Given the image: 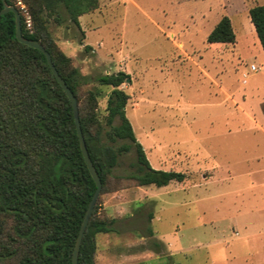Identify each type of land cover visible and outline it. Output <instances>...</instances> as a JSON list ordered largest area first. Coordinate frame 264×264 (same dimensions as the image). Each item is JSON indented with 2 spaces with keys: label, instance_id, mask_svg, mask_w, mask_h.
<instances>
[{
  "label": "rangeland",
  "instance_id": "1",
  "mask_svg": "<svg viewBox=\"0 0 264 264\" xmlns=\"http://www.w3.org/2000/svg\"><path fill=\"white\" fill-rule=\"evenodd\" d=\"M257 3L264 0H100L81 28L51 25L82 74L131 75L122 84L126 115L151 164L186 174L161 187L121 180L101 194L105 217L153 209L154 237L116 235L128 254L145 247L148 264H264V130L253 120L262 121L264 49L249 16ZM224 15L236 41L210 43ZM102 88L104 116L111 88ZM112 236L98 235L99 248Z\"/></svg>",
  "mask_w": 264,
  "mask_h": 264
},
{
  "label": "trees",
  "instance_id": "2",
  "mask_svg": "<svg viewBox=\"0 0 264 264\" xmlns=\"http://www.w3.org/2000/svg\"><path fill=\"white\" fill-rule=\"evenodd\" d=\"M24 1L33 27L27 28L22 15L23 34L46 47L78 99L88 150L103 183L101 194L115 190L112 184L121 180L158 187L184 181L182 171L154 167L137 138L126 115L130 94L122 87L131 75L124 70L84 75L53 37V23L81 28L80 17L97 10L100 0ZM7 2L15 5L14 0ZM249 16L264 49V3L251 6ZM208 41H236L228 15L221 17ZM90 83L98 86L88 87ZM102 86L111 88L105 94L104 116L99 111ZM120 166L129 171L117 172ZM95 190L70 98L44 53L18 40L14 12L0 15V264H73L76 239ZM101 194L78 264H98L100 234L133 231L155 236L153 209L140 204L125 217H105L99 209Z\"/></svg>",
  "mask_w": 264,
  "mask_h": 264
},
{
  "label": "water",
  "instance_id": "3",
  "mask_svg": "<svg viewBox=\"0 0 264 264\" xmlns=\"http://www.w3.org/2000/svg\"><path fill=\"white\" fill-rule=\"evenodd\" d=\"M9 11L14 12V14H15L16 36H17L18 40L24 44L38 48L44 53L52 72L54 73L58 82L60 83V85L62 86V88L67 93L68 97L70 98L72 106H73L75 124H76L77 133L79 136V141H80L82 153L84 155L86 164H87V166L91 172V175L93 176V178L96 182V190L92 196V199H91L89 206L87 208V211L85 213L84 219L82 221V224H81V227L79 230V234H78L77 239H76L75 247H74L73 264H78L79 263L80 249H81L82 241H83V238L85 235V231H86L87 225L89 223V220L91 218L94 206H95V204H96V202H97V200L101 194L103 183H102L101 177L98 173L96 166L94 165V162H93V160L90 156L89 150H88V146L86 143V139H85V136L83 133L81 120H80L79 102H78V99H77L75 93L73 92V90L70 88V86L67 84L65 79L60 74L55 63L53 62L51 53L46 49V47L40 41L27 38L23 34L22 17H21V13H20L19 9L15 5L9 4L7 2V0H3V8L0 10V15L4 14L6 12H9ZM128 81H130V78L128 79Z\"/></svg>",
  "mask_w": 264,
  "mask_h": 264
},
{
  "label": "crops",
  "instance_id": "4",
  "mask_svg": "<svg viewBox=\"0 0 264 264\" xmlns=\"http://www.w3.org/2000/svg\"><path fill=\"white\" fill-rule=\"evenodd\" d=\"M87 14H84L80 17L81 27H82V18ZM253 27H254V25H253ZM258 41H259L258 45L260 46L261 45L260 40H258ZM261 47H262V45H261ZM260 117L262 118L261 119L262 121H260V122H258L257 119H255V118L253 120L256 122L257 127L263 131L264 127H263L262 123H264V109L261 106H260ZM123 217H125V216H123ZM119 218H122V217H119ZM108 234H111V236L113 235L112 237H114V238H110V241L107 245L106 250L104 248L98 249L97 255H96V259H97L98 264H101V262H102V264H148L146 261L148 254L146 252L147 249L145 247L142 248V246H141L139 251H137L135 253L128 254L126 251H124L120 248V244H119L120 242H119L116 235H119L121 233L110 232ZM142 237H144V236H142ZM144 238H147V237H144ZM105 251H106V253L104 254ZM174 264H178V263L174 262Z\"/></svg>",
  "mask_w": 264,
  "mask_h": 264
},
{
  "label": "built area",
  "instance_id": "5",
  "mask_svg": "<svg viewBox=\"0 0 264 264\" xmlns=\"http://www.w3.org/2000/svg\"><path fill=\"white\" fill-rule=\"evenodd\" d=\"M14 2H15V5L18 7V9L21 13V16L22 15L24 16V21H25L27 28L32 29L33 18H32L30 10H29L28 6L26 5L25 1L24 0H14ZM251 69L256 70L257 69L256 64H252ZM243 75L245 77V79H243V82L246 83L247 82L246 77L248 76V74L244 73Z\"/></svg>",
  "mask_w": 264,
  "mask_h": 264
}]
</instances>
